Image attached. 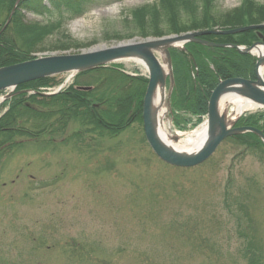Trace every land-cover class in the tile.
Listing matches in <instances>:
<instances>
[{"label": "rangeland", "instance_id": "rangeland-1", "mask_svg": "<svg viewBox=\"0 0 264 264\" xmlns=\"http://www.w3.org/2000/svg\"><path fill=\"white\" fill-rule=\"evenodd\" d=\"M54 1L43 7L51 9ZM153 2L122 0L94 8L64 25L69 44L80 47L32 56L73 55L154 39H129L133 30L123 22L131 10ZM241 2L216 0V5L227 12ZM254 2L264 5V0ZM44 18L27 15L25 24L40 25ZM58 40L51 38L45 46ZM156 57L163 65V56ZM114 65L146 79L139 63ZM70 77L62 74L57 82L63 85ZM76 80L89 82L87 76ZM168 87L167 81L166 132L194 131L205 115L197 123L172 98L168 107ZM75 131L71 125L53 143L45 138L27 142L0 161V264H264L263 148L226 138L204 163L180 169L156 158L142 125L134 123L115 138L79 139L72 136Z\"/></svg>", "mask_w": 264, "mask_h": 264}, {"label": "trees", "instance_id": "trees-1", "mask_svg": "<svg viewBox=\"0 0 264 264\" xmlns=\"http://www.w3.org/2000/svg\"><path fill=\"white\" fill-rule=\"evenodd\" d=\"M16 1L0 0V68L32 60L33 53L61 52L80 47L69 44L70 37L64 31V25L94 8L122 0H55L51 9L43 7L45 0H20L11 15ZM40 14L45 15L44 23L25 24L27 15ZM123 22L133 30L129 39L161 38L215 28L228 30L264 24V5L254 0H242L239 8L223 12L218 9L216 0H155L131 10ZM56 36L59 39L57 44L46 47V42ZM201 39L216 44L250 47L264 40V29L235 36L210 35ZM170 55L175 72L172 100L196 116L197 123L201 116L207 114L208 99L219 81L254 79L256 58L233 49L187 44L183 51L171 50ZM193 63L197 71L192 74ZM188 72L189 76L184 77ZM84 76L89 82L77 83L76 79ZM57 79L45 78L20 85L12 98L1 104L0 110L4 111L0 112V161L27 142L37 143L45 138L53 143L56 138L64 136L71 125L76 128L72 136L79 139L90 135L115 138L134 123L142 125L147 79L130 77L117 65H111L78 74L73 84L61 93L41 96L40 89L56 87L59 84ZM185 89L187 92L184 94L182 91ZM21 91L35 94H17ZM238 123L257 128L264 134V111L241 118ZM235 138L247 148L258 146L264 150L253 134ZM63 141L67 142V139Z\"/></svg>", "mask_w": 264, "mask_h": 264}, {"label": "water", "instance_id": "water-1", "mask_svg": "<svg viewBox=\"0 0 264 264\" xmlns=\"http://www.w3.org/2000/svg\"><path fill=\"white\" fill-rule=\"evenodd\" d=\"M17 0L11 14L14 12ZM264 28V25L248 26L226 31H202L181 34L158 39H146L140 42L129 41L112 47L96 48L84 53L73 55H50L36 58L23 63L0 68V92L15 89L16 87L62 74H78L91 71L110 64L127 60H138L148 74V83L142 104V127L145 140L155 156L165 164L181 169L194 168L210 158L218 145L226 138L251 133L264 145V135L254 128H233L235 122L228 123L227 116L220 113L219 102L225 94H233L259 105L264 109V80L258 75L260 67L264 70V44L257 43L250 48L237 46L216 45L200 40L207 35L230 36L250 30ZM197 43L212 48H233L241 54L253 55V50L263 49L255 68V80L231 78L220 82L212 91L207 105V132L206 142L194 153L184 154L169 149L159 140L153 122L152 102L156 90H165L167 79L169 81L167 106L174 86L172 64L169 50L182 51L184 45ZM156 53L163 56V65L156 57ZM51 96V95H45ZM164 99V98H163Z\"/></svg>", "mask_w": 264, "mask_h": 264}, {"label": "bare ground", "instance_id": "bare-ground-1", "mask_svg": "<svg viewBox=\"0 0 264 264\" xmlns=\"http://www.w3.org/2000/svg\"><path fill=\"white\" fill-rule=\"evenodd\" d=\"M115 11V8L111 9ZM263 53L262 48L253 50V54L260 57ZM135 63H140L138 60H127ZM264 70L262 67L258 69V75L262 76ZM165 90H156V93L152 102V115L156 134L163 145L178 153L191 154L200 149V147L206 142L208 137L207 123L204 122L198 128L190 133L179 134L178 136H172L165 130L164 118V98ZM220 113L227 114L228 123L235 122L242 114L247 112H254L261 107L251 101L243 99L233 94H225L219 102Z\"/></svg>", "mask_w": 264, "mask_h": 264}, {"label": "flooded vegetation", "instance_id": "flooded-vegetation-1", "mask_svg": "<svg viewBox=\"0 0 264 264\" xmlns=\"http://www.w3.org/2000/svg\"><path fill=\"white\" fill-rule=\"evenodd\" d=\"M224 45H233V44H224ZM255 75V74H254ZM251 79V78H250ZM236 127H243L241 124H237Z\"/></svg>", "mask_w": 264, "mask_h": 264}]
</instances>
